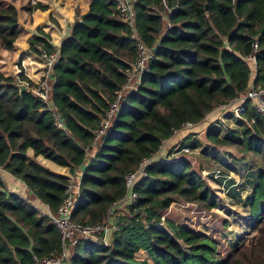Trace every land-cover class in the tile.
Returning a JSON list of instances; mask_svg holds the SVG:
<instances>
[{
    "label": "trees",
    "instance_id": "16d2710c",
    "mask_svg": "<svg viewBox=\"0 0 264 264\" xmlns=\"http://www.w3.org/2000/svg\"><path fill=\"white\" fill-rule=\"evenodd\" d=\"M27 3L21 15L16 3L0 0V166L22 178L57 213L69 178L31 162L28 149L72 173L84 165L73 212L76 221L104 222L126 193V174L157 153L175 129L190 121L187 133L194 135L218 105L245 95L253 85L264 87V0H135L140 39L150 47L160 41L161 47L138 89L126 95L109 133L95 144L93 131L136 59L133 30L117 16L114 0H91L89 10L75 20L53 67L51 100L60 127L53 110L34 93L36 84L21 60L17 76L6 64L26 35L24 15L46 8L32 0ZM164 15L172 26L162 34ZM38 31L29 39V49L39 55L40 49L54 51L49 35ZM255 39L261 51L253 69L247 56ZM23 83L25 91L20 89ZM245 104L244 124L228 128L224 135L215 125L207 130L211 145L236 148L257 171L244 245L222 256L210 236L164 217L180 200L205 211L217 207L215 192L183 156L155 162L149 177L138 181L137 201L126 207L110 246L84 240L68 245L70 257L64 263L149 264L136 256L145 250L155 264H264V117L252 99ZM88 152L95 155L90 162ZM207 160L201 170L215 162ZM4 177L0 172V264H33L34 255L61 254L58 227L40 215L28 194L3 191Z\"/></svg>",
    "mask_w": 264,
    "mask_h": 264
},
{
    "label": "built area",
    "instance_id": "2783aa9c",
    "mask_svg": "<svg viewBox=\"0 0 264 264\" xmlns=\"http://www.w3.org/2000/svg\"><path fill=\"white\" fill-rule=\"evenodd\" d=\"M116 5V14L124 22L128 23L132 30V37L136 40L137 55L136 59L133 62L132 66L127 70V80L124 87L117 92L116 98L109 103L108 109L105 111L99 126L93 131L94 132V143H101L102 139L109 133L112 128L113 122L121 109L122 104L126 100V95L134 90L138 89V86L141 82L142 74L148 70L149 61L155 57L158 49L161 47V42L157 41L156 44L152 47L147 46L141 39L136 30V12L134 9L135 0H114ZM33 3H37V0H32ZM179 5H176L174 9H177ZM173 8H169V12H172ZM165 26L162 34L171 28V22L169 15H164ZM40 56L43 59V70L39 82L33 88L34 93L40 97V99L48 104L49 108L53 110V115L56 118V123L58 126L63 127L60 114L54 107V104L51 100V91H52V79H53V67L59 57L60 48H55L54 51L48 52L45 49H40ZM261 48L258 40H254L252 44V51L247 56L250 62L257 66V57L260 53ZM22 69H18V72H21ZM27 86L26 83H23ZM248 99L253 100V106L263 115L264 117V87L262 86H252L248 92L238 98H235L232 102L239 101V105L232 109V116L234 115L238 119L244 118V113L246 111L245 101ZM228 103V104H230ZM227 103H224L220 106H227ZM219 106V107H220ZM223 110V108H221ZM228 109L227 107L224 108ZM228 114V113H227ZM237 115V116H236ZM229 119L227 115L224 117ZM215 126L219 127L220 131L227 130L228 126L224 129V123L218 121L215 122ZM193 126V123L188 121L184 123L180 129L174 130V135L188 130ZM208 130V128H207ZM96 146V145H95ZM164 147L161 146L160 150L153 154L150 157L143 158L138 167L126 174L125 176V185L126 193L125 195L118 200L112 211L109 213L108 218L104 222L99 223H87L82 221H76L73 218V212L78 201L80 193V183L83 170L85 166L77 169L75 173L71 172L69 178V185L66 190V196L62 201L57 213L51 211L48 204L44 203L40 198H38L33 192H31L25 181L14 176L6 168L0 166V172L5 171L9 174L11 180L5 181V186L2 188L7 194L19 193L22 196L25 194H33L38 202H31L39 210L41 216L48 217L50 221L55 224L62 237L64 244V250L61 254L55 252L50 253L42 257L36 255L33 256V264H63L70 257L69 246H74L80 241H90L96 245L108 247L112 244L113 236L116 232L121 229V216L124 214L126 207L129 204H132L137 201L138 193L136 191V186L138 181L141 179H146L149 177V168L157 161L171 159L172 157H177L174 153H164ZM191 147L189 146H180L179 151L184 153L191 152ZM178 151V150H177ZM174 154V155H173ZM93 152H88L86 159L87 162H90L94 158ZM219 171V170H217ZM211 173L210 171H208ZM79 175H78V174ZM77 174V175H76ZM217 175V174H215ZM78 176V178H76ZM226 180L230 176H221ZM165 217V216H164Z\"/></svg>",
    "mask_w": 264,
    "mask_h": 264
},
{
    "label": "rangeland",
    "instance_id": "374dc122",
    "mask_svg": "<svg viewBox=\"0 0 264 264\" xmlns=\"http://www.w3.org/2000/svg\"><path fill=\"white\" fill-rule=\"evenodd\" d=\"M1 2L6 4L12 2L16 3L21 9V15H23V10L25 9L24 7L28 4L27 0H1ZM252 68L255 69L253 64ZM239 102L240 100L230 104L227 103V106H220L224 103L218 105L212 113L207 115L202 126L199 128V132L195 133V137L194 135L188 136L187 132L189 130H184L175 136H171L168 140L164 141L162 145V147H164V153H168L165 149L170 143L169 152L178 155L177 158L185 156V158L191 160L193 167L203 174L207 183L211 186L217 196V207L211 211L202 210L196 203H188L180 200V202L173 203L171 205V207L166 211L165 217L168 216L179 224H186L190 226L194 232L199 235L210 236L216 241L218 250L221 252L222 256H226L227 254L234 252L240 246L244 245L249 238L250 230L248 228L247 219L250 215V209L247 207L248 204H245V206L238 204L235 194L237 192L239 193L241 191H245L246 188L243 187L245 177H243L242 174H246V169H249L250 167L244 163L237 165L234 164L236 170L237 168L239 169V174H232L228 167L230 168L233 160L239 159L237 157H232L234 156V152H236L238 156H245L244 153L231 146L214 147V145H211L207 139V128L211 127L218 121L224 123V129L226 126L230 129L238 127L240 124H244L243 119L242 122L241 119H238L234 115L229 119L224 118L227 113L232 114V109L238 106ZM225 107L228 109L225 110ZM221 108H223V110ZM227 131L228 129L223 130L221 135L226 134ZM183 142L185 145H183ZM186 144H190L189 147H191V144H195L197 147H191L192 150L189 153L180 152V146H186ZM207 159L215 161L214 164L212 163L213 166L211 168L201 170V163L208 161ZM215 174L221 176L227 175L230 177L226 180L224 177H220ZM229 181H232V185L230 186L228 185ZM246 186H248V184H246ZM249 190L250 189L247 187V192ZM30 195L31 196L28 197L33 203L38 202L33 194ZM247 199L248 201L246 203L250 200L248 197ZM126 212L127 208L125 210V213ZM136 256L138 259L147 260L149 264H155L148 252L145 250L139 251Z\"/></svg>",
    "mask_w": 264,
    "mask_h": 264
},
{
    "label": "crops",
    "instance_id": "0c3cea01",
    "mask_svg": "<svg viewBox=\"0 0 264 264\" xmlns=\"http://www.w3.org/2000/svg\"><path fill=\"white\" fill-rule=\"evenodd\" d=\"M37 2L46 8H38L34 10L31 15H24L28 17L27 23H24L26 26V35L23 36L20 42H17L16 49L6 58L7 67L11 69L12 74L15 76H17V67L19 61L21 60L25 74L35 84L39 82L42 75L43 59L39 54L29 49V39L34 34L39 33L38 28H41L46 34L49 35V40L55 46V48H60L65 37L70 34L71 26L75 20L79 18L80 15H83L89 10L91 0H37ZM227 116L231 118L232 114H227ZM169 145L170 143L165 149V151L168 153H170ZM27 155L29 160L38 164L41 169H45L62 176L71 175V171L68 167L61 166L42 155L35 156L34 150L32 148L28 149ZM232 157L239 158L233 161L231 160L232 164L230 168L228 167V169L232 174H239V169L237 168L236 170L234 164L237 165L244 163L250 167L249 169H246V174H242V176L245 177V182L243 183V187L246 188L245 191H241L239 193L237 192L235 194L237 203L241 204L242 206L248 204L247 207L250 209L251 197L254 187L257 183V171L255 167L243 159L244 156H238V154L234 152V156ZM1 172L3 175H5L4 178L6 180H11L9 174H7L5 171ZM76 178H78V176H76ZM246 184H248V186H246ZM228 185H232V181H229ZM247 187L250 189L248 192ZM247 197L250 199L248 203H246L248 201Z\"/></svg>",
    "mask_w": 264,
    "mask_h": 264
},
{
    "label": "water",
    "instance_id": "95a60500",
    "mask_svg": "<svg viewBox=\"0 0 264 264\" xmlns=\"http://www.w3.org/2000/svg\"><path fill=\"white\" fill-rule=\"evenodd\" d=\"M21 91L27 90V86L25 84L20 85Z\"/></svg>",
    "mask_w": 264,
    "mask_h": 264
}]
</instances>
